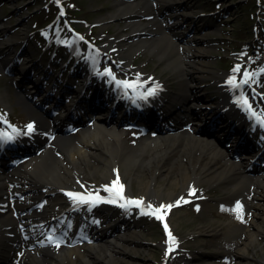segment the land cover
Instances as JSON below:
<instances>
[{
  "label": "rangeland",
  "instance_id": "obj_1",
  "mask_svg": "<svg viewBox=\"0 0 264 264\" xmlns=\"http://www.w3.org/2000/svg\"><path fill=\"white\" fill-rule=\"evenodd\" d=\"M43 1L0 0V43L11 36L13 44L12 47H6L7 51L12 52L13 49H18L20 54L15 57L14 64L8 60V67H5L6 63L3 68L0 66V95L3 98V100L0 98V112L2 116L8 117L21 127L32 118L21 99L25 86L31 89L32 94L28 96L31 102L34 99L32 95L35 94L38 108L42 105L43 99L47 98L50 105L48 104L46 112L49 117L54 112L52 108L60 109L66 102V99L51 101L45 93H40V87L33 86L29 82L30 77L27 74L17 73L18 67L27 64V59L30 58L36 61L32 71L34 75L40 68H44L38 63L39 61L42 64L55 61L62 65V69L70 67L68 62L71 61L64 57L70 44L60 48L57 45L60 43V38L56 43V37L52 36L58 22L55 21L48 27L37 28L36 22L42 21L45 17L46 10H40ZM170 1H176L178 10L175 11L167 6L162 7L157 17L162 23L157 25L162 26L163 33L176 45L169 55L161 58L158 55L161 56L162 48L150 52L145 47H139L138 38L124 37V34L130 33L131 29L125 26L124 19L117 20L111 17L116 8V0H69L68 3L77 13H73L72 18L67 15L66 17L71 18L81 28L80 31L92 38L99 46L111 39H116L115 44L119 47L124 48V44H131L134 46L132 48L139 47L124 66L119 65V58L126 59L120 51L109 52L110 59L117 64L120 72H125L129 76H135L138 72L160 76L165 81L169 94L181 90L187 93L189 100L208 99L215 104L219 98V92L212 80L213 71H228L233 63L240 61L249 65L250 73L256 74L253 78L255 82L250 80V84L261 87L264 91V71H261L264 69V34L260 33V30L264 32V20L255 22L249 17V13L243 12L242 8L246 0ZM155 2L156 0H151V4L157 7ZM171 11L177 14V20L172 18ZM59 19L61 26L65 28L62 24L63 17ZM152 19L141 16V20L145 23ZM157 25L154 28L160 29ZM253 26L256 28L254 29ZM61 30L63 29L59 28V32ZM65 30L66 39L75 41L72 31L67 28ZM251 35L254 39H251ZM192 38H196L197 42H190L191 51L203 48L206 53L203 56L193 53L189 55L194 63L201 64L205 68L196 87L189 85V75H184V70L168 65V59L178 55V50L180 55L185 53L182 45L189 43ZM53 56L60 58H53ZM256 103L261 104L258 99ZM192 112L195 113V111ZM80 119L83 118L80 117ZM207 122L201 123L196 132L208 138L217 137L218 128ZM138 124L140 123L135 122V125L126 124L122 127L110 124L108 129L120 134L121 137L128 134L134 141L139 142ZM153 124L154 122H147L144 127L151 129ZM225 133L227 132H219L217 142L224 149H228L234 160H238L240 152L231 144V140H235L237 134L229 133L228 140V137H223ZM123 142L130 144L126 137ZM240 143L241 141L238 142ZM156 163L154 161L153 164L147 165L145 162H138L136 172H140L139 176L132 171L129 173V170L127 171L119 164L121 182L129 188L131 194L142 196L152 172L156 189L173 190L176 194L179 193L181 177L177 171L170 169L169 159L163 160L160 167H156ZM262 168H264L262 162L260 163L257 159L250 160L246 165L250 174L260 172ZM210 175L211 180L202 181L197 185L201 189L200 194L192 195V200L187 203L182 204L180 201L177 204L175 201L172 203L173 207L168 209L172 237L175 238V243H171L172 250L169 254L164 252L165 237L158 229L155 215L151 213L145 215L140 212V209H131L130 224L117 222L114 229L110 231V236L103 239L102 245H107V248L96 250V253L101 252V254L95 255L98 260L92 264H159L162 259H165V264H264V193L260 190L254 191V187L248 193L247 191L233 193L231 184L220 180L218 172H212ZM173 176L177 183L170 181ZM95 177L98 181L107 183L105 178L96 174ZM92 190L102 192L97 187ZM163 199H166L165 195ZM237 201L242 205V213H240L242 219H238L237 212L232 211ZM258 203L263 204L259 209L253 206ZM103 211L112 213L115 221L120 215L109 208H103L101 211L96 210L97 213L92 216L95 219H102L99 215ZM242 224L254 234L255 240L252 247L242 248L241 246L247 238V232L242 231ZM131 230L134 233V241H127L120 237L130 234ZM113 238L117 240L109 245L108 241ZM82 253L86 255V251ZM86 257L92 259L94 256ZM74 261L76 264L81 263V259L77 256H74ZM66 264L69 263L66 262Z\"/></svg>",
  "mask_w": 264,
  "mask_h": 264
},
{
  "label": "bare ground",
  "instance_id": "obj_2",
  "mask_svg": "<svg viewBox=\"0 0 264 264\" xmlns=\"http://www.w3.org/2000/svg\"><path fill=\"white\" fill-rule=\"evenodd\" d=\"M155 5L158 7H154L151 0H116V8L111 17L125 20V26L131 30L130 33H125L124 37L138 38L139 47H145L150 52L162 48L161 56L158 55L161 58L169 55L176 44L163 33L162 26L157 25L162 23L157 17L162 7H173L175 11L177 8L176 3L170 0H157ZM142 15L155 16L145 23L139 19ZM172 16L177 20V14L173 13ZM156 25L160 29L154 28ZM12 41V37L8 36L3 43H0L2 68L15 51L13 49L12 52H7L6 47H12ZM115 42L116 39H111L93 50L87 57V62L93 63L107 56L109 51L116 50ZM190 42L196 43L197 39L192 38L189 43L182 45L185 53L180 55L178 50V55L168 59V65L184 70L183 74L189 75V85L196 87L205 68L201 64L194 63L189 55L193 53L203 56L206 53L203 48H193L194 50L191 51ZM124 45V48L118 47V51L126 57L125 60L120 59L122 66L126 65L130 57L139 49V47L132 48L134 46L131 44ZM216 73L218 75L216 81L220 91L222 90L219 91L217 102H222L220 104H222L224 117L220 114L217 116L215 104L211 100H189L187 93L180 90L171 94L173 100L170 107L163 111L164 115L161 119H165L166 123L160 132L142 131L139 134V142L134 141L128 134H124L123 137H126L130 144L124 143V138L120 134L108 129L111 126L109 123L112 122L108 107L94 113V107H96L93 101L94 91L86 92V83L80 85L74 96L68 99L53 117H49L45 109L38 108L36 101L31 102L28 99L31 91L26 86L24 91L22 90L21 99L26 110L31 113V124L34 125V130L25 132L21 129L19 139L21 142H27L30 138L38 143L45 141L51 145V151L40 165L14 164L13 168H6L5 160L0 157V264H66V262L76 264L74 256L81 259L80 264L97 262L95 255L99 256L101 252L96 253V250L107 248V245H102L103 239L110 236V231L114 229L116 222L125 223L129 221L130 215L125 213L116 222L108 212L104 213L106 219L101 222H95L90 216H79L80 209H75L74 204L61 198L59 188L70 187L69 189L80 191L100 186L104 189L106 184L98 181L95 174L103 179L114 180L117 175L119 176V164L127 171L129 170V173L132 171L139 176L140 172H136L138 162L149 165L156 161V167H160L163 160L169 159L170 169L177 171L181 177L179 193L176 194L173 190L156 189L152 172L143 190L147 199H152L160 205H168L177 198L178 200L189 199L188 191L197 190L200 182L211 180L212 172H218L220 180L230 183L233 193L243 191L248 193L252 187L254 191L260 190L264 193V171L250 174L246 169L252 156L251 152L244 148L240 150L239 159L234 160L228 149H224L217 142L219 132H228L226 129L228 124L224 125L226 121L224 118L235 116L238 120L237 112L240 111L238 108H236L237 112L229 109L230 105H233L234 92L237 91L227 84L229 74L218 71ZM88 78L85 75L83 77L84 80ZM140 79L157 82L161 90L166 89L165 81L156 74L140 77ZM117 88L120 94L122 87ZM46 89L44 88L42 92ZM0 98L3 100L1 95ZM73 109L80 111L79 116L83 118L79 127L81 133L76 135L69 132L68 128L60 127L67 122L68 115ZM210 118L214 119V125L218 128L217 137L208 138L196 132L200 124ZM219 118L220 121H215ZM169 119L171 122L167 121ZM117 122L118 120L113 124L117 125ZM231 144L239 147L235 140H231ZM259 156L260 154L257 157ZM170 181L177 183L174 176ZM127 189L129 191L128 187ZM163 195L166 196L164 200ZM43 204H47L55 211L51 213L53 217L48 216L49 213L47 214ZM253 206L259 209L263 204H253ZM12 211L14 214L10 216ZM86 211L90 213L91 210L88 208ZM97 223L102 227L93 232ZM127 224H130V221ZM242 227V231L247 232V238L241 246L242 248L252 247L255 240L254 234L248 230V227L244 225ZM42 228L51 230L55 238H61L63 244L52 242L51 244L41 238L39 233ZM120 237L127 241L135 240L133 230L130 234ZM116 240L113 238L106 241L110 245ZM83 251H86V255H83ZM87 255L94 257L90 259L86 257Z\"/></svg>",
  "mask_w": 264,
  "mask_h": 264
},
{
  "label": "snow or ice",
  "instance_id": "obj_3",
  "mask_svg": "<svg viewBox=\"0 0 264 264\" xmlns=\"http://www.w3.org/2000/svg\"><path fill=\"white\" fill-rule=\"evenodd\" d=\"M61 15H63V12H61ZM82 39V37L80 38ZM261 71H264V69H262ZM233 75H231L229 77V79L227 80V84L229 86L232 87V89H242L243 86L245 84H248L249 80H253V82H255V80L253 79L254 76L256 75L255 73H249L247 71L243 72L242 74V78L238 81L236 78V73L240 72V66H236L233 70ZM102 75H107L109 77H112L113 80H115V77L113 76L112 72L110 69L105 68L104 72L102 73ZM115 83L117 84V86H121L123 87L125 90L127 89H132L134 92L140 88L143 87V84L140 81L139 75H137L136 80L134 81H128V80H115ZM158 87V86H157ZM156 92V88H149L147 90V92L140 94V98L141 99H146L147 96H151L154 95ZM135 102V101H133ZM237 103L240 104L242 107L245 108L246 111L250 112L252 116H256L258 121L264 125V116H257V113L252 109L251 104L249 103L248 97L241 91L239 96L237 97ZM0 120H4L3 117H0ZM4 122L6 123V120H4ZM27 130L28 132H32L34 130V125L33 124H28L27 126ZM14 133H18V131L13 128L12 130ZM13 139V136L6 133V132H0V140H11ZM83 187V186H82ZM123 188L124 186L120 183L119 181V176L117 175L116 179H114L111 182L110 186H105L104 187V191L112 194V198L109 199H105L104 197L99 196L98 194H92L91 192L84 194V193H79V192H69L67 193V195L72 198L74 201L81 203V204H95L98 202H108V203H115L117 201V199L119 200H125V197L123 195ZM196 192L195 189H192L189 192V195H194ZM181 199H183V197H181ZM185 203H187L188 201H184ZM143 200H126V204H135L138 207L141 206L143 204ZM177 204L180 203V201L178 200L176 202ZM125 205H121V207H123ZM147 207L149 209H151V214L156 215L157 219L163 220L164 219V215H162V211L165 209H171L173 207L172 204H168V205H160L157 208H152V205H147ZM232 211L237 212V218L238 219H242V216L240 215V213H242V205L240 204L239 201L236 202L235 207L232 209ZM165 230L169 236V240L171 243H175V238L172 237L171 232L168 231V226L167 224L164 225ZM49 241L50 242H54V243H58L57 241L53 240V237L50 235L49 236ZM169 251L172 250L171 247H169L168 249Z\"/></svg>",
  "mask_w": 264,
  "mask_h": 264
}]
</instances>
